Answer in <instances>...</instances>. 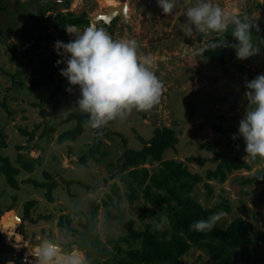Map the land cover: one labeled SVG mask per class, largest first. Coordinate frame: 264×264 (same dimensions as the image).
I'll use <instances>...</instances> for the list:
<instances>
[{"label":"rangeland","instance_id":"rangeland-1","mask_svg":"<svg viewBox=\"0 0 264 264\" xmlns=\"http://www.w3.org/2000/svg\"><path fill=\"white\" fill-rule=\"evenodd\" d=\"M50 2L56 3L58 0H10L7 11L0 16L4 31L0 38V102L6 101L10 111L0 106V133L5 135V138L0 135V166L3 165L1 157H7L18 167L16 160L19 153H28L33 159H39L33 173L21 170L17 176L19 189L9 186L5 176L0 175V229L4 230L0 232L10 243L20 247L25 243L33 244L34 247L41 239L48 238L59 243L66 251L73 246L81 249L82 225L91 220L92 212L96 210L92 220L95 224L94 233L115 255L108 241L126 234V228L121 227L118 220L121 212L123 220L134 221L137 229H145L150 223L149 219L156 218L159 213L149 207L143 220L142 207L148 203L140 199L132 204L128 198L130 192L121 181L124 174L118 161L127 149L143 148L139 136L150 140L157 128L174 129L178 143L175 149L166 151L164 159L184 162L192 173L202 176L217 166L212 160L215 154L204 148L206 143H219L217 152L228 159L239 158L247 163L252 162L244 159L245 143L231 146L228 134L217 131L215 127L220 125L224 130L232 131L237 140H243L238 135V128L247 107L245 83L264 74V45H261L259 55L238 64L217 68L203 55L186 54L183 47V43L194 46L203 38L210 41L211 37L185 36L182 24L186 18L181 16L173 19L172 15H165L158 7L157 0H71L69 9L59 5L58 10L62 12L72 11L77 15L87 13L99 28L104 24L101 15L110 8L117 15L118 22L114 33L109 34L113 39H135L139 53L151 58L153 70L165 86L160 103L150 111L134 109L123 121H110L106 125L108 129L112 133L122 134L127 144L118 136L105 137L101 153L85 166L80 163V157L94 141L92 128L85 124L84 133L76 141L58 142L61 134L76 126V121L69 122L67 118L75 111L81 112L76 106L80 98L79 89L70 86L68 96L59 95L47 101L51 95L49 88L30 89L35 77L31 68H24L26 75L13 76L21 68L12 60V51L18 50L24 31L33 25L38 12L46 9ZM214 2L229 11L251 14L260 28L255 37L264 39V0ZM257 4L263 6L257 8ZM50 14L48 12L46 16ZM72 39L74 37L65 32L63 42L68 43ZM51 49L56 53L54 47ZM20 82L23 84L20 85ZM57 103L58 108L55 109ZM42 109L45 110V117L41 114ZM40 124L34 139L29 141L30 136L24 135L22 131L32 133ZM47 125L55 127L56 131L42 138ZM2 141L5 147L1 146ZM18 146L23 149L18 150ZM198 157L204 159L205 164L194 159ZM146 166L152 170L160 167L156 163ZM45 172L50 173L58 183L52 192V202L48 200L46 188H37L25 182L28 179L40 183L50 182ZM263 173L264 159H260L250 171L240 170L230 174L225 183L208 181L213 186L211 197L208 196L205 179L196 185L194 197L215 213H225L218 222L220 227L226 228L241 217L252 227L254 237L264 235V184L254 182L249 185L245 182ZM116 187L118 194L114 193ZM139 195L142 196L141 191ZM33 200L37 204L32 208L31 215L36 222L23 221L25 205ZM226 204L230 212L224 210L223 205ZM62 217L71 220L72 231L60 227ZM123 247L129 248L125 243ZM83 251L90 264L95 261L96 255L92 248ZM34 259L29 257L26 261L34 264ZM183 261L184 264H219L207 252L199 249L191 250L183 257Z\"/></svg>","mask_w":264,"mask_h":264},{"label":"trees","instance_id":"trees-1","mask_svg":"<svg viewBox=\"0 0 264 264\" xmlns=\"http://www.w3.org/2000/svg\"><path fill=\"white\" fill-rule=\"evenodd\" d=\"M9 1L0 0V16L7 11ZM70 4L71 0H58L56 3H48L46 9H41L38 12L33 25L24 31L18 50L12 51V60L16 61L17 66L21 68L13 75L14 78L26 75L25 67L31 68L35 77L31 82L30 89L49 88L51 95L47 101L59 95L68 96L69 91L67 89L70 87L68 81L60 75L61 64L59 67L56 66L60 56L52 52L51 47H54V42L57 40L65 41V27L74 25L83 29L92 25L91 19L85 12L77 15L72 11L62 12L58 10L59 5L63 9H69ZM262 6L263 4L256 5L257 8ZM48 12L52 14L46 16ZM248 16L259 26L251 14ZM117 22L118 18L116 17L110 24L104 23L101 28L113 34ZM231 31L232 28L230 27L228 32L224 34L229 45L237 43L231 36ZM3 32L0 24V38L3 36ZM255 34L256 31L253 29L254 37ZM210 37V41L219 38L216 33H212ZM28 44L31 45L26 48ZM203 56L217 68L240 62L231 46L217 48L216 50L209 48ZM240 68L243 69L242 66ZM19 84L22 85L23 82ZM75 87L79 89L78 86ZM0 106L10 112L6 101L0 102ZM57 108L58 103L55 105V109ZM41 114L45 117L44 109L41 110ZM87 120L88 115L85 113L79 111L71 113L67 121H76V126L61 134L58 142L76 141L84 133ZM40 127L41 124L37 125L32 133H28L27 130L22 132L24 135L30 136L29 141H32L37 129ZM215 128L219 132L228 134L231 146L235 143H244L243 140H234L232 131L224 130L220 125ZM55 131V127L47 125L41 137L43 138ZM98 131L102 132V135H98ZM0 135L5 138L2 132ZM110 136L121 137L124 144H127V139L122 134L112 133L107 126L101 130H94V141L85 154L80 157V163L86 166L91 160H95L103 148V139ZM139 139L144 145L143 148L140 150L127 149L118 161L121 164V172L124 174L121 181L130 192L128 198L132 204L140 199H144L148 203V205L142 207L144 215L141 218L143 220L148 214L149 207H152L160 213L155 218L156 221L159 222L161 216H166L168 222L159 231L154 229L152 223H148L145 229H137L134 221L126 222L123 220L121 212L118 220L121 227L126 228V234L118 239H109L108 243L112 245L116 252L115 255H112L107 245H103L99 235L94 233L95 224L92 220L96 216V210L93 211L91 220L82 225L84 232L81 233L83 242L80 245L82 250L91 248L94 250L96 259L91 264H184L183 257L193 249L204 250L212 260L219 264H264V235L254 237L252 227L241 217L233 220L226 228H222L217 224L213 232L210 233H197L189 230V225L193 221L207 219L215 213L214 210L204 207L194 197L196 185L206 179L205 186L208 189V196L211 197L213 186L208 181L225 183L228 176L234 172L240 170L250 171L253 164L260 161V158L251 163L241 161L239 158L231 160L217 152V148L220 146L219 143L213 145L206 143L204 148L215 154L212 160L217 163V166L215 169L208 170L206 175L202 176L198 173H192L184 162L176 159H164L166 151L175 149L178 143V137L174 129L170 127L157 128L150 140H145L142 136H139ZM1 146H6L4 141H2ZM17 148L18 150L23 149L22 146ZM194 159L201 164H205V160L202 158ZM1 160L3 165L0 166V175H4L8 185L14 189L20 187L17 176L21 173V170L33 173L36 163L39 162V159H33L28 153L17 155L18 167L7 157H1ZM149 163L159 164L160 167L157 170H152L146 166ZM261 175L264 176V173ZM45 176L51 181L40 183L28 179L25 182L32 183L37 188H46L48 200L52 202V192L58 187V183L50 173L45 172ZM256 176L246 179L245 182L249 185L254 182L264 184V179H255ZM139 191H141L142 196L139 195ZM114 193L118 194V187L115 188ZM36 204L37 201L33 200L25 205L23 221L36 222L31 215V210ZM223 208L226 212H230V207L227 204L223 205ZM47 218L49 219V217ZM71 223L70 219L62 217L59 225L72 231ZM5 241L6 237L0 232V264H8L9 262L29 264L24 258V250H18ZM123 243L127 244L129 248H124ZM33 248V246H30L31 254H33Z\"/></svg>","mask_w":264,"mask_h":264},{"label":"clouds","instance_id":"clouds-1","mask_svg":"<svg viewBox=\"0 0 264 264\" xmlns=\"http://www.w3.org/2000/svg\"><path fill=\"white\" fill-rule=\"evenodd\" d=\"M165 15L173 19L186 18L182 24L185 36L208 37L218 34V39H204L194 46L183 43L186 54L203 55L209 48L216 50L231 46L240 61L260 54L264 39L253 36L259 26L245 14L229 11L214 0H157ZM232 28L231 36L237 42L229 45L225 33ZM74 39L68 43L54 42V50L66 67L60 70L70 86H78L80 98L76 102L79 110L88 115L86 125L94 130L103 129L110 121H123L135 109L150 111L160 103L165 90L164 83L153 70L152 60L139 53L135 39H113L104 29L89 25L83 29L69 25L65 27ZM214 41V42H213ZM247 107L239 122L238 135L245 143V160L264 159V74L245 83ZM71 92V88L67 89ZM102 135V132H97ZM234 140L236 135L232 137ZM255 179H264L258 174ZM157 215H160L159 213ZM223 211L207 219L193 221L189 230L210 233L224 217ZM155 230H161L168 222L161 216L159 222L149 219ZM34 264H90L86 252L77 246L65 250L52 239L43 238L33 248ZM11 264V262H10Z\"/></svg>","mask_w":264,"mask_h":264},{"label":"water","instance_id":"water-1","mask_svg":"<svg viewBox=\"0 0 264 264\" xmlns=\"http://www.w3.org/2000/svg\"><path fill=\"white\" fill-rule=\"evenodd\" d=\"M116 17H117V15L115 13L111 12V9L110 8H108V11L106 13H103L101 15V18H102V20L104 21L105 24H110L111 21L113 19H115ZM91 23H92V25H95V20L94 19H91ZM62 59H63V57L60 56V60H62ZM65 67H66V64L61 63V68L63 69ZM5 242L7 244H9V245L17 248L18 250H25L24 251V258H25V260H27L29 257H34V254H31L30 253V246L32 247L33 244L25 243V244L21 245V247H20L18 245H15V244L10 243L8 241L7 237H6V241ZM8 264H10V262ZM11 264H14V263L11 262Z\"/></svg>","mask_w":264,"mask_h":264}]
</instances>
